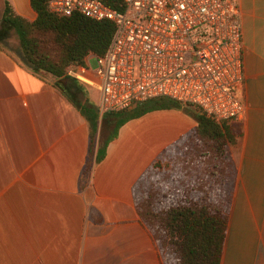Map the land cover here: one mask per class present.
<instances>
[{
	"label": "crops",
	"instance_id": "1",
	"mask_svg": "<svg viewBox=\"0 0 264 264\" xmlns=\"http://www.w3.org/2000/svg\"><path fill=\"white\" fill-rule=\"evenodd\" d=\"M7 7L29 22L38 17L32 0H0V25ZM240 19L246 114L234 122L242 136L231 148L236 175L221 264H264V0H240ZM87 101L99 107L95 87L40 75L19 46L0 43V264H166L134 187L193 132L197 110L129 121L85 175L90 126L77 104ZM103 117L96 152L108 139Z\"/></svg>",
	"mask_w": 264,
	"mask_h": 264
},
{
	"label": "trees",
	"instance_id": "2",
	"mask_svg": "<svg viewBox=\"0 0 264 264\" xmlns=\"http://www.w3.org/2000/svg\"><path fill=\"white\" fill-rule=\"evenodd\" d=\"M115 5L116 0H105ZM38 17L29 22L16 16L7 7L0 25V43L15 32L19 39L24 63L40 75L57 79L67 78L70 67L84 66L90 55L104 57L116 26L112 21H96L75 13L62 17L52 13L47 0H32ZM90 126V154L84 170L89 173L102 162L108 145L129 121L158 110L188 108L169 99H156L120 113H109L102 118L110 129V136L96 150L100 114L90 101L77 104ZM197 127L182 143L172 148L175 155L181 149L184 163L192 169L183 176L174 161L163 157L154 163L134 187L138 213L153 235L166 264H221L227 237L232 201L227 183L235 179L233 162L228 158V147L238 143L242 130L236 121L217 122L195 111ZM164 156V155H163Z\"/></svg>",
	"mask_w": 264,
	"mask_h": 264
},
{
	"label": "built area",
	"instance_id": "3",
	"mask_svg": "<svg viewBox=\"0 0 264 264\" xmlns=\"http://www.w3.org/2000/svg\"><path fill=\"white\" fill-rule=\"evenodd\" d=\"M52 13L112 21L104 57L67 76L95 87L103 117L156 99L190 106L217 122L246 114L240 0H47ZM97 61L93 69L91 60ZM94 72L97 80L88 74Z\"/></svg>",
	"mask_w": 264,
	"mask_h": 264
},
{
	"label": "rangeland",
	"instance_id": "4",
	"mask_svg": "<svg viewBox=\"0 0 264 264\" xmlns=\"http://www.w3.org/2000/svg\"><path fill=\"white\" fill-rule=\"evenodd\" d=\"M7 43L11 46V47H18L19 46V39H18V36L15 34V33H12L11 36L9 37V39L7 40ZM91 66L93 69H96L97 68V61L95 59H92L91 60ZM102 125H103V130H102V133H103V138L106 139L107 137L110 136V129L107 127L106 123L102 121ZM233 146H229L228 147V158L229 160L232 162V159H231V148ZM179 152H177V155H175V153L173 152V150L171 149L169 152H167L164 156H163V159L162 161H165V165H167L166 161L167 160H171V161H174V166H176L174 168V170L176 169L178 173H180L182 176L184 174H188L191 169H192V165L191 164H185L184 163V155H183V152L181 149L178 150ZM167 167H169L170 169L172 168V165L169 164L167 165ZM173 169V168H172ZM175 170V171H176ZM235 180V179H234ZM234 180H231L227 183V187L229 186V184H231ZM228 191H229V188H228ZM230 194V192H229ZM230 198H231V201H232V204H233V196L230 194Z\"/></svg>",
	"mask_w": 264,
	"mask_h": 264
}]
</instances>
